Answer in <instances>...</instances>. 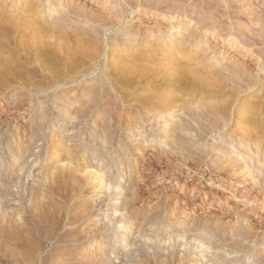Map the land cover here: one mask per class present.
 Masks as SVG:
<instances>
[{"label": "rangeland", "instance_id": "374dc122", "mask_svg": "<svg viewBox=\"0 0 264 264\" xmlns=\"http://www.w3.org/2000/svg\"><path fill=\"white\" fill-rule=\"evenodd\" d=\"M0 6V264H264V0ZM177 58L221 82L154 74Z\"/></svg>", "mask_w": 264, "mask_h": 264}, {"label": "bare ground", "instance_id": "6f19581e", "mask_svg": "<svg viewBox=\"0 0 264 264\" xmlns=\"http://www.w3.org/2000/svg\"><path fill=\"white\" fill-rule=\"evenodd\" d=\"M0 1H2V0H0ZM33 1V0H32ZM105 2V1H104ZM2 3V2H1ZM32 3H35V2H32ZM107 3H108V1H107ZM105 4V3H104ZM2 5V4H1ZM106 5V4H105ZM157 5H159V4H157ZM26 6V5H25ZM107 6V5H106ZM142 6H143V4H142ZM1 7V6H0ZM157 7V6H156ZM156 9V8H155ZM154 9V10H155ZM172 9V8H171ZM27 10H29V9H27ZM110 10V9H109ZM158 10V9H157ZM156 10V11H157ZM163 9H161V10H159V11H162ZM167 10V9H166ZM2 11V10H1ZM52 11V10H51ZM37 12V11H36ZM36 12H34V14L36 13ZM164 12V11H163ZM170 12V11H169ZM6 12H4V13H2V14H5ZM28 13V12H27ZM32 13V12H31ZM39 13H40V11H39ZM166 13V12H165ZM9 15V14H8ZM37 15V14H36ZM119 15V14H118ZM0 16H2V17H0L1 18V20H3L4 22H5V24L7 23V22H10V20H11V23L14 21V23H15V20H13V19H10V20H8V18L6 17V18H4V16L3 15H1V13H0ZM6 16V15H5ZM10 16V15H9ZM34 16V15H33ZM80 16V15H79ZM83 16V15H82ZM14 17V16H13ZM119 17H121V16H119ZM123 17V16H122ZM94 18H96V17H94ZM99 18V17H98ZM103 18V17H102ZM100 19H101V17H100ZM115 19H116V16H115ZM119 19V18H118ZM122 19V18H121ZM13 20V21H12ZM25 20V19H24ZM114 20V19H113ZM33 20H31V23H35L34 21L32 22ZM41 21V20H40ZM39 21V22H40ZM43 21H45V20H43ZM92 21H94V20H92ZM101 21V20H100ZM18 22V21H17ZM16 22V23H17ZM42 22V21H41ZM46 22H47V20H46ZM112 22V21H111ZM117 22V21H116ZM120 22V21H119ZM118 22V23H119ZM13 23V24H14ZM50 23V22H49ZM48 23V24H49ZM72 23V22H71ZM4 24V23H3ZM9 24V23H8ZM12 24V25H13ZM36 24V23H35ZM45 24V23H44ZM44 24H42V27H43V25ZM11 25V24H10ZM9 25V26H10ZM15 25H17V24H14L13 26H15ZM19 25H20V23H19ZM23 25V24H22ZM39 25H41V24H38V26H37V24L35 25L36 27H34L33 26V28H35V29H33V28H30L29 27V30H31V29H33L35 32H37L38 33V35H39V33H43V32H46V31H48L49 29L48 28H50V27H43V28H47L48 30H46V31H44L45 29H43L42 27H40ZM46 25V24H45ZM50 25V24H49ZM12 26V27H13ZM48 26V25H47ZM52 26V25H51ZM17 27H19V26H17ZM10 28V27H9ZM53 28H55V26H53ZM53 28H52V30H53ZM57 29V28H56ZM179 29V26L178 27H174V26H172L171 28H170V34L169 35H173V33H174V31H175V33H176V31ZM130 30V29H129ZM23 31V30H22ZM26 31V30H25ZM24 31V32H25ZM32 31V30H31ZM34 31H33V33H34ZM23 32V33H24ZM27 32V31H26ZM55 32H57V31H55ZM59 32V31H58ZM62 32V31H61ZM185 32V31H184ZM19 33V32H18ZM32 33V34H33ZM41 33V34H42ZM51 33V32H50ZM137 33V32H136ZM25 34V33H24ZM27 34H28V32H27ZM48 34V33H47ZM61 34V33H60ZM62 34H64V33H62ZM70 34V33H69ZM180 34V33H179ZM19 35H21V34H19ZM43 35H46V33L45 34H43ZM66 35V34H65ZM124 35H126V34H124ZM134 35H135V33H134ZM22 36V35H21ZM33 36V35H32ZM40 36V35H39ZM39 36L37 37V38H39ZM55 36V35H54ZM54 36H52V37H54ZM57 36L59 37V35H58V33H57ZM56 36V37H57ZM68 36V35H67ZM132 36V35H131ZM130 36V37H131ZM33 37H36V35H34ZM123 37V36H122ZM125 37V36H124ZM128 37V36H127ZM126 37V38H127ZM129 37V38H130ZM134 37V36H133ZM132 37V38H133ZM136 37V36H135ZM135 37H134V39H135ZM138 37V36H137ZM175 37V36H174ZM176 37H177V35H176ZM189 37V36H188ZM40 38H41V36H40ZM39 38V39H40ZM153 38V37H152ZM181 39V38H180ZM188 39V38H187ZM131 40V39H130ZM137 39H135V41H136ZM141 40V39H140ZM167 40V39H166ZM189 40V39H188ZM123 41V40H122ZM126 41V40H125ZM181 42H183L182 40H180ZM190 41V40H189ZM127 42H128V40H127ZM132 42V41H131ZM167 42V41H166ZM165 42V43H166ZM181 42H178V43H181ZM186 42V41H185ZM130 43V42H129ZM133 43V42H132ZM131 43V44H132ZM169 43V42H168ZM161 44V43H160ZM163 44V43H162ZM173 44V43H172ZM176 44V43H175ZM183 44V43H182ZM182 44H179L178 46L180 47ZM28 45V44H27ZM164 45V49L165 50H171L172 51V53H170V54H168V57L169 56H176L177 54H179L180 52H179V49H177V48H173V46H165V44H163ZM163 45H161L162 47H163ZM26 46V45H25ZM43 46V45H42ZM178 47V48H179ZM181 47H183V46H181ZM28 49V48H27ZM29 49H30V47H29ZM31 50V49H30ZM164 50V51H165ZM176 50H178V51H176ZM184 50V49H183ZM182 50V51H183ZM170 51V52H171ZM188 51V50H187ZM26 52H29V50L27 51L26 50ZM168 52V51H167ZM121 53V52H120ZM141 53V52H140ZM191 54V53H190ZM194 54V53H193ZM135 55V54H134ZM148 55V54H147ZM198 55V54H197ZM126 56V55H125ZM124 56V57H125ZM179 56V55H178ZM181 56V55H180ZM191 56V55H190ZM2 57V56H1ZM127 57V56H126ZM125 57V58H126ZM128 57H131V56H129L128 55ZM141 56H139L138 58L136 57V58H132V59H129L128 58V60H127V58L125 59V60H123L124 61V63L125 64H123V63H121V65L123 64L124 65V67H126L127 69H129V70H138V71H140L141 69H142V71L144 70V72L145 71H149V69H150V71H151V68L152 67H150L148 64H146L145 63V65H148V67L147 66H145V65H143V64H141L142 62L141 61H143L142 60V58H140ZM143 57V56H142ZM167 57V56H166ZM172 57H171V59H172ZM139 58H140V60H139ZM176 58V57H175ZM180 58V57H179ZM182 58H185V55L182 57ZM187 58V57H186ZM201 58V57H200ZM143 59H146V58H143ZM150 59V58H149ZM148 59V61H150ZM174 59V58H173ZM193 59V58H192ZM165 60V59H164ZM181 60V59H180ZM178 58L176 59V60H173V61H170V62H165V63H158V62H156L155 61V63H157V64H154L155 65V67H153V69L152 70H154V74H155V72L158 74V76H163V77H161V79L162 78H164L163 80H165L166 78H167V80H169L170 82H171V80H173L172 79V77H175L176 75L179 77V79H181V83L182 82H188L187 84H189L190 83V85H192V86H194V88H193V90H195V91H197V90H201L202 88L204 89V88H210L209 90H212V88H215L214 87V85H215V83H218L219 81H216V76L213 74L212 75V72H210L209 73V70H208V72L206 71V69H204V68H200L203 64H199L198 65V63H197V65H195V63H194V65L196 66V68H193L192 67V65L191 64H189L188 62H184V61H180ZM183 60H185V59H183ZM198 60V59H197ZM201 60V59H200ZM1 61V60H0ZM3 61V60H2ZM6 61V60H5ZM120 61H122V60H120ZM187 61V60H186ZM190 61L191 62H194V61H192L191 59H190ZM145 62V61H144ZM146 62H147V59H146ZM150 62H154V61H150ZM204 63H205V61H203ZM118 63H119V61H118ZM147 63H149V62H147ZM4 65H5V63H3ZM120 64V63H119ZM153 64V63H152ZM152 64H150V65H152ZM123 65H122V67H123ZM168 65V66H167ZM169 65H171L170 67H169ZM201 65V66H200ZM0 66H1V64H0ZM3 66V65H2ZM204 66H205V64H204ZM6 67V66H5ZM203 67V66H202ZM2 68H4V67H2ZM121 68V67H120ZM149 68V69H148ZM121 69H123V68H121ZM231 70V69H230ZM212 71V70H211ZM134 72V71H133ZM143 72V73H144ZM152 72V71H151ZM150 72V73H151ZM226 72V71H225ZM121 73V72H120ZM135 73V72H134ZM143 73H141V74H143ZM119 74V73H118ZM145 74V73H144ZM148 74V73H147ZM146 74V75H147ZM140 75V74H139ZM145 75H143L142 77H144ZM215 76V77H214ZM231 76V75H230ZM140 77V76H139ZM146 77V76H145ZM144 77V78H145ZM217 77H219V76H217ZM232 77V76H231ZM168 78H171V79H168ZM139 79V78H138ZM154 79H156L155 77H154ZM158 79V78H157ZM176 78H174V80H175ZM178 79V80H179ZM219 79H221V78H219ZM160 80V79H159ZM222 80V79H221ZM221 80H220V82H221ZM137 81V80H136ZM146 81V80H145ZM157 81V80H156ZM162 82V81H161ZM166 82H168V81H166ZM179 82V81H178ZM219 82V83H220ZM130 83H131V81H130ZM175 84H176V82H175ZM183 84V83H182ZM182 84H181V86H182ZM173 85V84H172ZM180 85V84H179ZM184 85V84H183ZM131 86H133V85H131ZM176 86V85H175ZM185 86V85H184ZM184 86H182V87H184ZM192 86H190V87H192ZM135 87V86H134ZM140 87V86H139ZM177 87V86H176ZM179 87V86H178ZM177 87V88H178ZM188 87V86H187ZM186 86H185V88H187ZM189 87V88H190ZM219 87V89H220V86H218ZM218 87H216V88H218ZM169 88V87H168ZM172 88V87H171ZM176 88V89H177ZM181 88V87H180ZM179 88V89H180ZM156 89H158V88H156ZM178 89V90H179ZM222 89V88H221ZM181 90H182V88H181ZM186 90V89H185ZM205 90H207V89H205ZM170 91H172V90H170ZM176 91V90H175ZM183 91H184V89H183ZM217 91V90H216ZM215 91V92H216ZM174 92V91H173ZM211 92V91H210ZM213 92V91H212ZM218 92V91H217ZM156 93V92H155ZM182 93V92H181ZM190 93V92H189ZM191 93H193V91L191 92ZM203 93V92H202ZM154 94V93H153ZM177 94H180V92L178 91L177 93L175 92L174 94H172L171 95V93H170V97H167L166 96V98L165 99H162V98H160V100L163 102V103H158V102H156L157 100L159 101V99H156V96L155 97H153L154 99H155V101H154V99H151V102H152V100L154 101V104H152V106H156L157 104H155V102L156 103H158V105L159 106H161V104H164L165 106L166 105H172V104H174V103H176V99H177V97H176V95ZM188 94V93H187ZM193 94H195V93H193ZM193 94H192V96H193ZM220 94V93H219ZM156 95V94H155ZM158 95V94H157ZM162 95H164V94H162ZM223 95V94H222ZM151 96V95H150ZM185 96V95H184ZM175 97H176V99H175ZM180 97V96H179ZM188 97V96H187ZM199 97V96H198ZM159 98V97H158ZM190 98H192L191 97V95H190ZM189 98V99H190ZM146 100H147V98H145ZM183 99V98H182ZM199 99H200V97H199ZM141 100V99H140ZM143 100V99H142ZM142 100H141V102H142ZM179 102H181L179 99H177ZM185 100V99H184ZM194 100V99H193ZM201 100V99H200ZM139 101V100H138ZM177 101V102H178ZM195 101H197V100H195ZM207 101H209V100H207ZM185 102V101H184ZM206 102V101H205ZM214 102V101H213ZM139 103H140V101H139ZM146 103V102H145ZM148 103V102H147ZM145 104V105H148V104ZM182 103H183V101H182ZM181 103V104H182ZM194 103H196V102H194ZM211 103V102H210ZM223 103V102H222ZM228 103V102H227ZM226 103V104H227ZM143 104V103H142ZM180 104V103H179ZM185 104V103H184ZM188 104H189V102H188ZM212 104V103H211ZM224 104H225V102H224ZM223 104V105H224ZM149 105H151V103L149 104ZM183 105V104H182ZM189 105H191V103L189 104ZM214 105V104H213ZM220 105V104H219ZM231 105V104H230ZM229 105V106H230ZM158 106V107H159ZM163 106V105H162ZM173 106V105H172ZM178 106V105H177ZM221 106V105H220ZM220 106L218 107V105H217V107L216 108H220ZM228 106V108H230ZM157 107V106H156ZM164 107V106H163ZM175 107H176V105H175ZM187 107V106H186ZM225 107H227V106H225ZM232 107V106H231ZM167 108V107H166ZM173 108V107H172ZM176 108H178V107H176ZM184 108V107H183ZM207 108V107H206ZM141 109V108H140ZM210 109V108H209ZM212 109V108H211ZM221 109H222V107H221ZM225 109V108H224ZM223 109V110H224ZM244 110V113H246V114H248V116H247V118H249L248 120H251V121H254V122H258L259 123V119H258V116H259V114L257 115L256 113H255V111L254 110H252L253 109V107L250 109V108H243ZM255 109V108H254ZM167 110V109H166ZM213 110V109H212ZM212 110H211V112H212ZM217 110L218 109H216V112H217ZM229 110V109H228ZM210 111V110H209ZM214 111V110H213ZM226 111V110H225ZM210 112V113H211ZM219 112V111H218ZM224 112V111H223ZM240 112V111H239ZM201 113V112H200ZM220 113V112H219ZM214 114V113H213ZM223 114H225V113H223ZM240 114V113H239ZM203 115H204V113L202 114V117H203ZM216 115H217V113H216ZM195 116V115H194ZM198 116V115H197ZM200 117H201V115H200ZM205 117V116H204ZM260 117V116H259ZM199 118V117H198ZM224 118V117H223ZM172 119V118H171ZM197 119V118H196ZM202 119V118H201ZM199 121H200V119H198ZM205 120H207V118H205ZM246 121V122H249V121ZM259 120V121H258ZM197 121V120H196ZM198 122V121H197ZM261 122V121H260ZM196 123V122H195ZM226 123V122H225ZM224 123V124H225ZM250 123V122H249ZM240 124V123H239ZM248 125V124H247ZM251 125H252V122H251ZM255 125V124H254ZM261 125V124H260ZM225 126V125H224ZM244 126H245V124H244ZM243 126V127H244ZM256 126V125H255ZM252 126H250V128H251ZM257 127V126H256ZM259 127V126H258ZM257 127V128H258ZM252 128H254V127H252ZM257 128H255L254 130H258ZM260 128H262V127H260ZM247 129H249V127L247 128ZM243 130V129H242ZM245 130V129H244ZM253 130V129H252ZM251 129H250V131H252ZM253 130V131H254ZM261 130V129H260ZM259 130V131H260ZM253 131L251 132V133H253ZM244 132H246V131H244ZM244 132L242 131V134L244 135ZM248 133H249V131H247ZM258 132V131H257ZM261 132H263L262 130H261ZM238 134H239V132H237ZM256 133V132H255ZM259 133V132H258ZM258 133L257 134H255L256 136L258 135ZM263 134H264V132H263ZM240 135H241V132H240ZM246 135V134H245ZM249 135H250V133H249ZM247 136V135H246ZM252 136V135H251ZM256 136H255V138H256ZM259 136V135H258ZM243 138L245 137V136H242ZM260 137V136H259ZM259 137H257V138H259ZM261 137H262V134H261ZM247 138H248V136H247ZM252 138H253V136H252ZM254 138V139H255ZM256 138V139H257ZM259 140H262V138H260ZM252 141V140H251ZM230 146V145H229ZM101 180L102 179H100V183L99 184H101L102 182H101ZM95 185V184H94ZM97 185V184H96ZM96 188V186H93V189H95ZM99 243H100V241L98 240V239H94L93 240V242L91 243V244H89V245H87L86 247H85V249H84V252L85 253H87L89 250H91V249H93V251L96 253V255H100L102 252H101V247L99 246Z\"/></svg>", "mask_w": 264, "mask_h": 264}]
</instances>
